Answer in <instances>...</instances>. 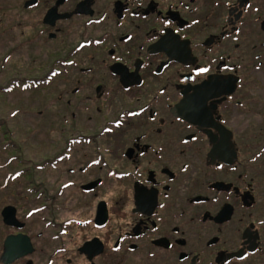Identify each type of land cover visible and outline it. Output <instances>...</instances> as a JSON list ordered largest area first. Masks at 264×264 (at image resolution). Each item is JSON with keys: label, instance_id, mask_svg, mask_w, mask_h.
Segmentation results:
<instances>
[{"label": "flooded vegetation", "instance_id": "flooded-vegetation-1", "mask_svg": "<svg viewBox=\"0 0 264 264\" xmlns=\"http://www.w3.org/2000/svg\"><path fill=\"white\" fill-rule=\"evenodd\" d=\"M18 16L6 58L44 77L0 84V264H264V0ZM29 91L49 136L12 108Z\"/></svg>", "mask_w": 264, "mask_h": 264}, {"label": "rangeland", "instance_id": "rangeland-1", "mask_svg": "<svg viewBox=\"0 0 264 264\" xmlns=\"http://www.w3.org/2000/svg\"><path fill=\"white\" fill-rule=\"evenodd\" d=\"M21 5V0H0V84H4L8 80L9 73V68H19V59L25 60L27 62V69L28 72L26 73L27 79L30 80H35V79H41L44 76L41 73H37L36 71L30 72L29 69L31 68H36L39 67L40 65L44 64V61L40 59L41 55L40 52L33 53L29 57L26 56H19L18 54L12 55V57L7 59L6 57L8 54H10V51H13L14 48L20 46L22 43V39H20V30L16 28V25L19 23V9ZM8 9L10 11H8ZM14 29V32H10V29ZM32 56H37V61L33 60ZM6 59V60H5ZM9 60V61H8ZM8 61V62H7ZM19 73L18 71H14L13 73ZM12 74V73H11ZM25 74V73H24ZM14 77V74L11 75ZM18 76V75H17ZM25 76V75H24ZM43 76V77H42ZM12 101L14 104L12 105V108H19L20 105L22 104V101H27V106L26 108L28 111L31 112V115L22 121L21 123V128H23V131L28 133V137H32L31 134H34L37 131L43 132V135L49 136V132L52 131V126L46 121L44 118H40L38 116V112L40 110H43L40 106H36L32 104V102H35L33 100V97L31 96V92L29 91L27 95H22V94H17L15 97L12 98ZM19 124H17V127ZM43 147L44 150L49 147L47 140L43 137ZM30 147H35L32 146V144L28 145V148ZM42 147V148H43ZM37 154L36 153H29L28 154V159L35 160L37 159Z\"/></svg>", "mask_w": 264, "mask_h": 264}, {"label": "snow or ice", "instance_id": "snow-or-ice-1", "mask_svg": "<svg viewBox=\"0 0 264 264\" xmlns=\"http://www.w3.org/2000/svg\"><path fill=\"white\" fill-rule=\"evenodd\" d=\"M206 71V70H205Z\"/></svg>", "mask_w": 264, "mask_h": 264}]
</instances>
